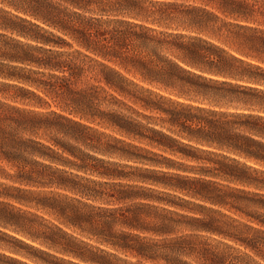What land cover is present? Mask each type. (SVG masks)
<instances>
[{
	"label": "trees",
	"instance_id": "trees-1",
	"mask_svg": "<svg viewBox=\"0 0 264 264\" xmlns=\"http://www.w3.org/2000/svg\"><path fill=\"white\" fill-rule=\"evenodd\" d=\"M0 200V264H264V0H0Z\"/></svg>",
	"mask_w": 264,
	"mask_h": 264
},
{
	"label": "rangeland",
	"instance_id": "rangeland-1",
	"mask_svg": "<svg viewBox=\"0 0 264 264\" xmlns=\"http://www.w3.org/2000/svg\"><path fill=\"white\" fill-rule=\"evenodd\" d=\"M52 108L56 109V108H54V106H52ZM148 115H150V114H148ZM150 116L154 118V115H150ZM151 123H154V120ZM9 172L12 173L11 170H9ZM21 209L23 211H25V212H30L31 214H34L36 216H42L44 219H47L49 221L52 220L48 216L43 215L42 213L37 212V211H35L33 209H28V208H25V207H21ZM6 236H13V237L21 238L19 235L15 234V232H13V230H11L10 228H6L5 226H3V224L0 223V245H10V240ZM0 251H2V250L0 249Z\"/></svg>",
	"mask_w": 264,
	"mask_h": 264
}]
</instances>
